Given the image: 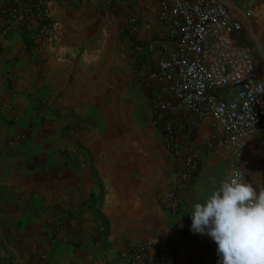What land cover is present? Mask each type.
Instances as JSON below:
<instances>
[{
	"label": "crops",
	"instance_id": "0c3cea01",
	"mask_svg": "<svg viewBox=\"0 0 264 264\" xmlns=\"http://www.w3.org/2000/svg\"><path fill=\"white\" fill-rule=\"evenodd\" d=\"M163 1L125 0L111 11L106 0H51L58 41L39 47L19 24L8 38L0 26V264H122L125 246L144 241L175 247L176 264L211 263L216 244L191 232L187 215L231 176L235 153L221 144L209 150L184 212L165 208V144L151 122L154 83L143 75L161 53L132 56L122 30L138 15L137 38L151 41ZM219 1L243 22L235 38L257 56L264 82V0ZM216 129L208 116L191 140L204 146ZM262 142L253 133L243 152L257 190ZM73 150L88 168L70 160Z\"/></svg>",
	"mask_w": 264,
	"mask_h": 264
},
{
	"label": "built area",
	"instance_id": "2783aa9c",
	"mask_svg": "<svg viewBox=\"0 0 264 264\" xmlns=\"http://www.w3.org/2000/svg\"><path fill=\"white\" fill-rule=\"evenodd\" d=\"M123 1L106 0V5L116 11ZM158 22L160 34L148 42L137 38L138 15L128 16L122 30L129 37L132 56L161 53L155 67L143 75L154 83L149 95L151 122L165 144L168 192L164 205L178 216L186 208L185 192L204 158L219 144L235 153L229 178L250 183L243 170V152L253 133L264 136V82L259 78L257 56L235 38L243 22L221 1L165 0ZM15 24L33 47L58 41L51 0H2L0 26L5 37L12 35ZM208 116L217 129L206 145L197 146L191 135ZM67 133L72 135L74 130ZM68 154L80 169L89 167L80 150ZM177 257L175 247L144 241L128 243L119 258L122 264H176ZM210 264H217L216 251Z\"/></svg>",
	"mask_w": 264,
	"mask_h": 264
},
{
	"label": "clouds",
	"instance_id": "9594fccd",
	"mask_svg": "<svg viewBox=\"0 0 264 264\" xmlns=\"http://www.w3.org/2000/svg\"><path fill=\"white\" fill-rule=\"evenodd\" d=\"M187 216L191 232L216 244L217 264H264V187L222 180Z\"/></svg>",
	"mask_w": 264,
	"mask_h": 264
},
{
	"label": "rangeland",
	"instance_id": "374dc122",
	"mask_svg": "<svg viewBox=\"0 0 264 264\" xmlns=\"http://www.w3.org/2000/svg\"><path fill=\"white\" fill-rule=\"evenodd\" d=\"M262 75L264 76V68L261 71ZM261 148L264 149V143L262 142Z\"/></svg>",
	"mask_w": 264,
	"mask_h": 264
}]
</instances>
